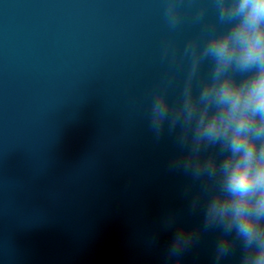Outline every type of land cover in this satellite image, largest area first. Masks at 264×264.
I'll use <instances>...</instances> for the list:
<instances>
[{"label": "water", "instance_id": "1", "mask_svg": "<svg viewBox=\"0 0 264 264\" xmlns=\"http://www.w3.org/2000/svg\"><path fill=\"white\" fill-rule=\"evenodd\" d=\"M176 4L172 27L168 0H0V264H175L180 226L198 232L182 264H216L215 186L171 167L187 149L150 116L158 92L182 97L186 46L230 24L215 0ZM212 67L200 62L194 94ZM241 254L236 241L219 264Z\"/></svg>", "mask_w": 264, "mask_h": 264}, {"label": "clouds", "instance_id": "2", "mask_svg": "<svg viewBox=\"0 0 264 264\" xmlns=\"http://www.w3.org/2000/svg\"><path fill=\"white\" fill-rule=\"evenodd\" d=\"M215 4L219 19L230 27L211 34L202 49L192 43L186 46L192 65L182 97L171 104L165 91L158 92L151 105V127L157 139L166 122L170 133L178 128L177 142L187 150L173 159L171 167H182L197 179L206 177L215 186L207 199L203 227L220 231L216 264L236 241L242 245L239 264H264V0ZM166 17L175 27L176 0H168ZM205 58L213 61L212 73L196 95L193 79ZM236 73L243 78L237 79ZM199 199H193L194 208ZM163 222L167 228L174 219L167 214ZM197 235L178 227L168 259L175 257V264H182L183 251Z\"/></svg>", "mask_w": 264, "mask_h": 264}]
</instances>
